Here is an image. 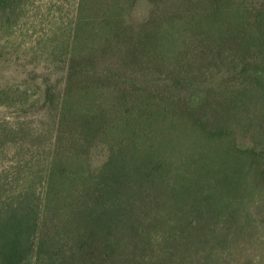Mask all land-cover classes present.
I'll return each mask as SVG.
<instances>
[{"label": "rangeland", "instance_id": "obj_1", "mask_svg": "<svg viewBox=\"0 0 264 264\" xmlns=\"http://www.w3.org/2000/svg\"><path fill=\"white\" fill-rule=\"evenodd\" d=\"M172 2L163 0L156 10L148 0H0V208L31 186L40 193L39 179L58 151L69 158L70 147L81 155L82 149L85 169L96 175L115 150L109 143L119 135L123 94L171 89L197 107L206 94L217 100L221 92L242 90L230 81L220 59L212 62L208 50L223 43L253 53L263 49L264 13L215 7L210 1L204 3L205 12H188L201 2ZM220 36L225 37L222 44ZM70 73L78 80L76 90L99 95L95 101L79 99L73 109L100 105L104 110V136L86 138L87 146L85 132L73 124L82 125V112L60 121L58 96ZM177 77L184 81L174 88ZM47 91L58 95L53 103L46 102ZM179 103L175 99L172 105L178 112ZM171 120L180 146L166 152L172 166L165 168H170L165 179H185L187 197L176 202V212L183 209L194 227L184 237L201 241L175 253L173 264H264V181L249 175L250 185L231 212L206 213L207 189L201 186L205 140L190 120ZM174 194L180 197L172 186L169 196Z\"/></svg>", "mask_w": 264, "mask_h": 264}, {"label": "trees", "instance_id": "obj_2", "mask_svg": "<svg viewBox=\"0 0 264 264\" xmlns=\"http://www.w3.org/2000/svg\"><path fill=\"white\" fill-rule=\"evenodd\" d=\"M148 1L156 10L163 3ZM199 1L201 7L187 11L205 12L204 3L210 1L215 7L227 4L264 13V0ZM224 38H218L220 44ZM226 45L209 49L208 55L212 62L221 60L230 81L242 90L221 92L217 100L206 94L197 107L176 97L178 93L171 89L149 93L140 88L136 94H123L119 135L109 143L115 150L96 175L85 169L82 149L81 155L70 147L69 158L58 151L39 179L40 193L30 190L31 186L0 208V264H173L175 253L201 244L184 237L194 227L183 209L176 212V202L187 197L185 179L180 183L175 176L165 179L170 172L165 168L172 166L166 152L180 146L171 118L190 120L205 140L201 169L206 173L201 186L207 189L206 213L231 212L230 206L237 204L238 195L250 185L249 175L264 181V48L253 53ZM77 81L70 73L62 97L47 91L45 99L53 103L57 96L61 98L60 121L83 113L79 117L82 125L73 124L85 132L87 146L86 138L104 136V110L100 105L73 109L79 99L99 98L84 88L76 90ZM181 81L177 77L173 87L181 86ZM175 99L180 102L179 112L172 107ZM74 164L76 169L71 170ZM199 177L193 176L197 181ZM172 186L178 189V199L175 194L169 196Z\"/></svg>", "mask_w": 264, "mask_h": 264}]
</instances>
